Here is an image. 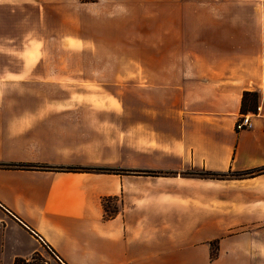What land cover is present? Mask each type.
<instances>
[{"label":"crops","instance_id":"obj_1","mask_svg":"<svg viewBox=\"0 0 264 264\" xmlns=\"http://www.w3.org/2000/svg\"><path fill=\"white\" fill-rule=\"evenodd\" d=\"M132 2L0 0V264H264V0Z\"/></svg>","mask_w":264,"mask_h":264},{"label":"rangeland","instance_id":"obj_2","mask_svg":"<svg viewBox=\"0 0 264 264\" xmlns=\"http://www.w3.org/2000/svg\"><path fill=\"white\" fill-rule=\"evenodd\" d=\"M218 1L219 0H134V2H132L134 4L132 5V8L135 10L136 16H138V21L144 20L145 10L146 13L152 10L154 24L159 25L160 15L164 14L160 12V10L163 9L161 7L162 5H168L170 10L168 13L169 20H174L179 15L182 19L188 21L186 25L191 26L189 22L193 19L195 9L194 5L216 3ZM236 1L239 0H234V2ZM176 10H179V12H175ZM139 31L140 33H143V29L140 28ZM229 176H233L232 173ZM48 251L50 252V250ZM33 259L34 260H31V262L27 264H45L44 261L49 262V264H56V262L49 257L45 250H42Z\"/></svg>","mask_w":264,"mask_h":264},{"label":"trees","instance_id":"obj_3","mask_svg":"<svg viewBox=\"0 0 264 264\" xmlns=\"http://www.w3.org/2000/svg\"><path fill=\"white\" fill-rule=\"evenodd\" d=\"M83 1H93V0H83ZM256 104H257V95L256 93H252V92H244L242 95V99H241V108L240 111L241 112H246V111H255L256 110ZM2 166V165H1ZM6 166V165H5ZM22 167H37L34 165H28V164H22ZM84 170H90V171H108L111 172L110 169L108 168H93V167H86L83 168ZM66 170L69 171H73V170H77L73 167H67ZM264 168H260V169H256L254 171H248V172H242V173H237L234 174L236 177L240 176V175H245V174H258L260 172H263ZM144 173H148V174H153V173H157V172H153V171H145ZM198 176L201 177H211V178H216V179H222L225 178L227 175L226 173H218V172H198L196 173ZM14 264H26L23 260H16V262Z\"/></svg>","mask_w":264,"mask_h":264},{"label":"built area","instance_id":"obj_4","mask_svg":"<svg viewBox=\"0 0 264 264\" xmlns=\"http://www.w3.org/2000/svg\"><path fill=\"white\" fill-rule=\"evenodd\" d=\"M251 127L250 117L247 114H242L235 124L237 130L247 129Z\"/></svg>","mask_w":264,"mask_h":264}]
</instances>
